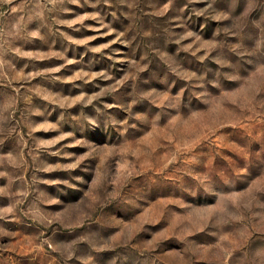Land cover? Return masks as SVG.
<instances>
[{
	"label": "rangeland",
	"instance_id": "1",
	"mask_svg": "<svg viewBox=\"0 0 264 264\" xmlns=\"http://www.w3.org/2000/svg\"><path fill=\"white\" fill-rule=\"evenodd\" d=\"M0 264H264V0H0Z\"/></svg>",
	"mask_w": 264,
	"mask_h": 264
}]
</instances>
